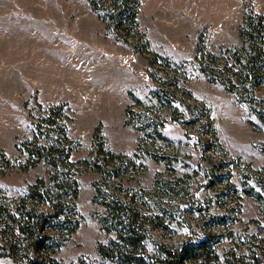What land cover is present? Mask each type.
Segmentation results:
<instances>
[{
	"label": "rangeland",
	"instance_id": "rangeland-1",
	"mask_svg": "<svg viewBox=\"0 0 264 264\" xmlns=\"http://www.w3.org/2000/svg\"><path fill=\"white\" fill-rule=\"evenodd\" d=\"M114 203L264 264V0H0V264H127Z\"/></svg>",
	"mask_w": 264,
	"mask_h": 264
},
{
	"label": "trees",
	"instance_id": "trees-1",
	"mask_svg": "<svg viewBox=\"0 0 264 264\" xmlns=\"http://www.w3.org/2000/svg\"><path fill=\"white\" fill-rule=\"evenodd\" d=\"M125 1L121 0V3L123 4ZM108 206L111 214L115 215L114 217L111 215L112 220H115V225H120L121 228L116 230L117 238L115 241L108 246H100L102 256L104 258L117 257L127 264L139 263L142 259L139 254L144 251L145 234L136 229L128 214L118 204L114 203V206L108 204ZM116 229H118L117 226ZM40 233L41 230H39ZM188 253H190V248L166 250L161 262L162 264H181V262L186 261Z\"/></svg>",
	"mask_w": 264,
	"mask_h": 264
}]
</instances>
